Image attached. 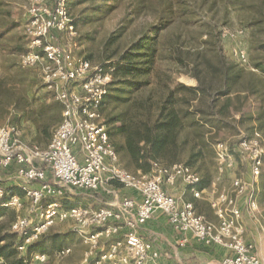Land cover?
<instances>
[{
    "label": "built area",
    "instance_id": "built-area-1",
    "mask_svg": "<svg viewBox=\"0 0 264 264\" xmlns=\"http://www.w3.org/2000/svg\"><path fill=\"white\" fill-rule=\"evenodd\" d=\"M69 0H27L26 34L31 49L22 54L25 66H39L48 88L62 108V120L47 144L27 143L14 125H0V169L12 171L16 185L0 186V207H13L19 214L11 222V231L20 238L18 251L25 254L42 235L58 222H72L88 247L86 264H161L160 250L140 234L141 225L160 210L172 226L182 233L181 244L193 233L206 246L226 248L220 264H264L250 240L238 197L246 195L251 209H257V191L242 179L232 182L211 202L218 222L206 220L197 212L193 201H181L164 188V182L175 183L178 177L200 196L196 187L201 176L190 166L175 164L167 168L155 164L151 172H134L119 157L108 127L104 124L105 99L115 82L114 67L95 64L89 58L74 54L56 42L53 32L75 36L77 26ZM241 60L248 62L241 52ZM217 170L221 175L241 160L253 176L264 168V142L258 131L239 141L233 149L227 142L216 147ZM114 183L133 191L99 208L65 205L76 191L115 193ZM109 187V189L107 188ZM26 209V210H27ZM125 229L122 238H115ZM111 239V240H110ZM110 240L107 249L104 241ZM70 247L59 250L66 255ZM46 254L32 251L28 264L45 260Z\"/></svg>",
    "mask_w": 264,
    "mask_h": 264
},
{
    "label": "rangeland",
    "instance_id": "rangeland-1",
    "mask_svg": "<svg viewBox=\"0 0 264 264\" xmlns=\"http://www.w3.org/2000/svg\"><path fill=\"white\" fill-rule=\"evenodd\" d=\"M54 1L48 0L49 5ZM26 8L27 0H0V125L17 126L21 138L27 143L45 144L62 120V108L55 100L54 92L48 88L40 67L25 66L22 63V54L31 49L25 26ZM69 8L77 26V34L71 36L53 32L49 41L71 48L77 56L90 58L97 65L107 62L106 55L120 54L128 49L153 24H167L168 27L160 33L162 44L167 48L177 37L184 46H201L206 24L215 25L220 31L228 58L246 70L256 72L257 75L249 80L256 91L247 100H238L237 112L233 119L227 120L226 127L218 129L205 125L201 128L208 146L204 149V157L193 160L192 169L210 186L219 174L216 161V147L219 143L227 142L235 149L242 138L252 136L255 131L261 134L264 142V75L253 68L249 60L250 52L264 56V0H70ZM241 52L247 54L248 62L241 60ZM167 80L197 85L196 78L186 68L176 64L169 68ZM154 86L149 84L143 88L151 92ZM119 104L117 107L120 110L125 103ZM111 111V105L104 106V122ZM196 128L188 129L191 134L189 136H194ZM44 130H49L50 135L47 136ZM187 162L186 154L180 163ZM233 169L222 178L220 188L228 187L235 179L244 176L258 179L264 185V168L263 173L256 178L241 160ZM115 186L116 190L124 188ZM125 189L121 193L118 190L103 194L93 191L75 193L77 197L94 196L103 205L107 198L120 199V194L125 195ZM261 190L257 188L258 200L261 196L264 199V190ZM207 202L199 204L206 213L209 212ZM23 211L10 206L0 207V232H11V222L19 214H24ZM214 216L210 218L214 219ZM67 224L57 223L35 242L34 248L52 250L60 246H71V251L66 255H46L45 260L33 264H86L88 248L84 249L81 245L77 226Z\"/></svg>",
    "mask_w": 264,
    "mask_h": 264
},
{
    "label": "trees",
    "instance_id": "trees-1",
    "mask_svg": "<svg viewBox=\"0 0 264 264\" xmlns=\"http://www.w3.org/2000/svg\"><path fill=\"white\" fill-rule=\"evenodd\" d=\"M167 27L166 23L153 24L128 49L105 56V63L114 67L116 80L105 99L112 111L104 124L121 162L134 172H151L156 163L167 168L183 164L186 154L184 165L192 168L193 160L204 157L208 146L201 128L226 127L237 112L238 100H247L256 91L249 83L256 72L228 58L215 25L206 24L203 44L193 48L184 46L179 37L164 47L160 33ZM1 39L0 32V49ZM250 53L252 67L264 75V56ZM174 64L186 68L197 85L168 81ZM149 84L155 85L154 90L146 92L143 86ZM122 102L125 105L119 110L117 105ZM196 126L195 137L189 136L188 129ZM44 132L50 135L49 130ZM208 185L201 179L196 187L203 190ZM19 242L17 233L0 232V264H28L35 245L23 255L18 251Z\"/></svg>",
    "mask_w": 264,
    "mask_h": 264
},
{
    "label": "crops",
    "instance_id": "crops-1",
    "mask_svg": "<svg viewBox=\"0 0 264 264\" xmlns=\"http://www.w3.org/2000/svg\"><path fill=\"white\" fill-rule=\"evenodd\" d=\"M42 144V143H41ZM47 144V143H45ZM235 168V167H234ZM231 170V169H229ZM227 170V172L223 175L220 173L218 176L212 181L210 186H207V188L200 190V196L194 195L193 191L190 189V187L183 181L182 177H178L175 181V183L171 184L168 182H164V188L172 195H175L178 199L181 201H193L194 205H196L197 212L205 217L206 220L212 221V222H218L217 216L215 214V209L213 205H211V202L214 198H216L219 194L223 193L225 190H231L232 189V182L229 184L228 187L220 188V184L222 183V178L230 174V171ZM232 170H234L232 168ZM263 173V172H262ZM249 187L255 188L258 190H264V185L262 182H259L257 180H252L250 177H241ZM17 181L12 176V171H5L0 169V186L8 187V186H14L16 185V191L24 196V193H21L19 188L17 187ZM116 189L115 184L113 185ZM124 188H117L118 191L123 190ZM126 190L125 195L120 194V197L123 198L124 196H129L133 194V191ZM261 190V191H262ZM260 191V192H261ZM73 193V195L68 196L65 200V205L71 206L73 204L78 205H84L87 207H94L99 208L102 206H106L107 203H110L114 199H108L103 204L100 205L95 199L94 196H90V198L87 197H77V194ZM258 196V191H257ZM208 200V202H207ZM203 201H206V205H208L209 212L206 213L204 210L200 208V203ZM238 204L240 208L242 209V221H244L248 237L256 246V251L258 254H260L261 258L264 261V199L262 196L259 198L257 197V209H251L250 205L247 203L246 195H240L238 197ZM25 211V213H24ZM23 211L24 214H27V210L25 209ZM27 212V213H26ZM213 214H215V218H210ZM59 223V222H58ZM63 223V222H60ZM68 223L67 225H74L72 222H64ZM125 229L122 230L118 235H116L115 238H122L124 236ZM140 234L144 236L147 240H150L153 242L156 249L160 250V259L159 262L161 264H220L221 261L224 259L227 250L226 248H222L219 246H206L201 241L198 240L194 236V234L188 233L187 238L189 239V242L186 245L181 244V238L183 237L182 233L177 231L172 224L168 221V218L166 214H164L162 211L158 210L154 216L149 219L146 224L141 225L139 229ZM111 240V239H110ZM104 241L102 244V249H107L108 244L110 242ZM81 245L84 249L88 248L84 242L81 240ZM71 246H64V247H58L56 249H42L39 250L37 248L34 249V251H37L39 253L43 252L49 257L57 256V253L59 251V248H66Z\"/></svg>",
    "mask_w": 264,
    "mask_h": 264
}]
</instances>
